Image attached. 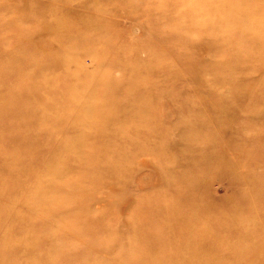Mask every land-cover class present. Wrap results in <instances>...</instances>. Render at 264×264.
Wrapping results in <instances>:
<instances>
[{
  "label": "rangeland",
  "instance_id": "1",
  "mask_svg": "<svg viewBox=\"0 0 264 264\" xmlns=\"http://www.w3.org/2000/svg\"><path fill=\"white\" fill-rule=\"evenodd\" d=\"M263 10L264 0H0V264H26L35 257L47 264H154V257L169 252L164 250L176 249L177 243L167 242L154 226L146 225L136 237L133 228L140 222L150 225L152 221L139 214L171 189L162 182L164 163L171 164L166 170L173 175L190 166L199 170L197 203L212 206L213 140L197 157L188 152L181 135L194 124L189 121L200 116L207 125L197 128L198 133L210 136L214 126L206 119L216 85L205 73L232 60L235 25L240 30L253 27L252 21L244 22V13L258 12L264 19ZM255 23L262 24L261 19ZM261 50L257 46L249 55ZM252 65L256 88L264 89V57ZM199 68L206 71L201 75ZM132 76L146 85L138 91L148 99L108 122L107 128L116 129L118 136L109 132L107 138L87 143L88 148L105 149L87 161L96 172L76 167L68 175L84 179L87 194L76 197L71 207L59 208L51 201L39 204L34 197L27 198L40 177L46 178L42 167L54 148L74 134L87 135V126L89 131L93 128L88 120L85 127L72 128L85 110L81 100L86 90H77L105 86L115 97L136 100L140 94L126 88ZM204 79L209 88L202 87ZM102 96L105 92H98V98ZM103 105L98 111L104 110ZM157 137L166 140L160 147L173 146L168 157L146 154L123 159L113 151L152 146L155 143L149 139ZM204 161L207 174L201 172ZM25 172L20 184L18 176ZM242 172L252 176L248 167ZM260 185L264 187V177ZM235 189L239 206L245 208L240 216L245 239L238 246L244 255L249 248V191L246 184ZM8 194L20 198L12 201ZM262 197L256 202L259 215ZM46 210L53 212L43 215ZM86 213L87 230L67 229L79 226ZM207 218L210 227L213 218ZM203 227L208 226L202 225L197 235L202 236ZM26 233L33 242L30 246L19 237ZM112 240L118 243L115 251Z\"/></svg>",
  "mask_w": 264,
  "mask_h": 264
},
{
  "label": "bare ground",
  "instance_id": "2",
  "mask_svg": "<svg viewBox=\"0 0 264 264\" xmlns=\"http://www.w3.org/2000/svg\"><path fill=\"white\" fill-rule=\"evenodd\" d=\"M257 13H244L242 16L244 22H253V27L249 30L246 28L240 30V25L236 23L232 60L227 63L221 62L219 68L212 71L211 74L205 73L206 78H211L208 81L216 85L214 102L211 111L207 112L210 115L206 119L208 125L211 122L214 126L210 136L199 135L200 131L197 128H205L207 124L204 123V118L201 119L200 116L194 118V115H191L194 120L189 121L194 124L189 129L186 127L181 135V139L189 149L188 152L197 157L204 154L209 140H213L215 153L212 176L216 185V193L213 196L212 206H208L207 203L206 205L202 203V206H199L197 203V188L200 186L199 170L190 166L185 173L173 175L166 170L167 166L170 167L171 164L165 167L164 163L165 165H161L164 171L162 182L167 187L171 186V189L170 191L166 190V193L158 201L148 205L146 210L139 214L140 217L146 215L145 217L152 221L150 225L140 222L133 228V236L136 237L134 234L141 232L146 225L154 226L163 231L167 242L177 243L176 249L164 250L171 252L170 254L163 252L158 258L154 257V264H241L244 259L247 264H264V208L259 215L258 211L260 210L256 203L257 200L263 201L262 196L264 195V187L260 185V180L264 177V89L263 87L256 88V79L252 77L253 60L260 56L264 57V19L260 18ZM260 19L262 24L255 23ZM254 29L256 30L255 35ZM257 46L262 47L261 52L249 55L250 51ZM204 71L206 70L200 69L199 73L202 75ZM207 85L208 82L204 79L202 87L209 88ZM145 86L137 76H132L126 88L138 95L141 93V89L139 91L138 89L145 88ZM84 90H86V96L82 97L81 104L85 110L76 116L72 128L77 127L79 130V127L87 125L88 120L89 125L93 127L90 131L94 134H90L89 126H87V135L80 133L74 136V134L69 142H61V145L54 148L46 157L47 160L42 167V171L47 173L46 178L40 177L38 187L30 190V193L27 192V198L34 197L39 204L51 201L54 202L56 208L71 207V203L76 197L87 194V183L84 179L68 177L72 169L76 167H82L86 173L87 170L96 172L87 167V161L97 159L105 149L88 148L87 143L105 139L109 132L117 135L116 129L109 130L107 128L108 122L114 116L127 110L130 111L129 107L142 105L148 99V96L144 97L141 94L136 96V100L130 97L120 99L113 96L114 93L108 92L105 86H93L89 89L77 90V92ZM101 91L105 92V96L98 98V92L101 94ZM153 97L157 99V95ZM101 103L104 104L102 112L97 109L101 107ZM87 110L91 112L87 113ZM204 113L207 114L205 111H201V114ZM157 138L159 139H149V142L155 143L152 146L147 147L146 144H143L140 149L133 151L128 147L119 149V151H116L115 148L113 151L116 152V156L123 159L146 154L159 158L162 155L168 157L169 152L174 151L173 146L170 149H164L160 146L161 144L165 145L166 140ZM190 143H193L194 146ZM206 165L207 163L204 161L203 166ZM245 167H248L250 173L252 172V176H249V173L244 175L242 168ZM124 171L127 172L126 169ZM201 172L202 174L209 173L206 167ZM26 174L27 172L18 176L20 184L24 182L23 178L26 177ZM1 179L4 180V177ZM245 184L249 191L248 200H246L248 204L247 202L244 204H247L250 213L247 220L250 230L247 234L249 248L246 254L242 255L238 246L245 239L241 234L242 221L240 217L245 208L238 204L240 197L236 195L235 187L240 185L244 189ZM67 189L70 191L69 193L64 192ZM64 193L68 196L64 197ZM8 196V199L12 201H17L20 198L12 194H8ZM22 198L24 199V195L21 196ZM76 201L79 202V200ZM52 212L46 210L43 215ZM84 216L85 218L82 215L79 219L81 220L79 226H67V229L75 233L87 230V213ZM207 217L213 218L210 227ZM20 221L22 220L20 219ZM206 224L208 227H203L202 236L197 235L202 225ZM209 230L210 232L207 233ZM23 235L25 236L19 235L20 239L30 246V243L33 242L29 240L32 239L28 233ZM257 236H259V240L256 239ZM55 238L53 236L52 240ZM112 245V249L117 250V240H112ZM124 248H129V245L125 244ZM165 248L169 249L170 245ZM25 250L29 251L28 248ZM22 253H24L23 249ZM7 258L10 261V255ZM141 263L143 264V262ZM3 264H9V262ZM26 264H47V262L35 257Z\"/></svg>",
  "mask_w": 264,
  "mask_h": 264
}]
</instances>
